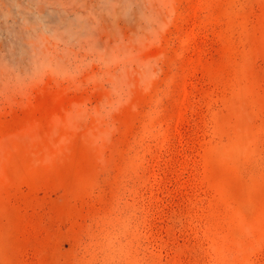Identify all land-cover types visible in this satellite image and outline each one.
<instances>
[{"label":"rangeland","instance_id":"rangeland-1","mask_svg":"<svg viewBox=\"0 0 264 264\" xmlns=\"http://www.w3.org/2000/svg\"><path fill=\"white\" fill-rule=\"evenodd\" d=\"M0 264H264V0H0Z\"/></svg>","mask_w":264,"mask_h":264}]
</instances>
